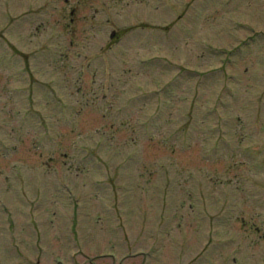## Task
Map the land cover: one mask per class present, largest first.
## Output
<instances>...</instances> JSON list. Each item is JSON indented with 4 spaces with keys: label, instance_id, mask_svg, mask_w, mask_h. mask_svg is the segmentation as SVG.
I'll list each match as a JSON object with an SVG mask.
<instances>
[{
    "label": "rangeland",
    "instance_id": "rangeland-1",
    "mask_svg": "<svg viewBox=\"0 0 264 264\" xmlns=\"http://www.w3.org/2000/svg\"><path fill=\"white\" fill-rule=\"evenodd\" d=\"M0 264H264V0H0Z\"/></svg>",
    "mask_w": 264,
    "mask_h": 264
},
{
    "label": "water",
    "instance_id": "water-1",
    "mask_svg": "<svg viewBox=\"0 0 264 264\" xmlns=\"http://www.w3.org/2000/svg\"><path fill=\"white\" fill-rule=\"evenodd\" d=\"M114 36V34H112V36L111 37H113Z\"/></svg>",
    "mask_w": 264,
    "mask_h": 264
}]
</instances>
